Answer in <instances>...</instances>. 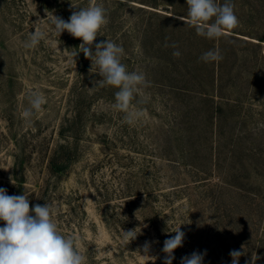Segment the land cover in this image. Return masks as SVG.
<instances>
[{"label":"rangeland","instance_id":"rangeland-1","mask_svg":"<svg viewBox=\"0 0 264 264\" xmlns=\"http://www.w3.org/2000/svg\"><path fill=\"white\" fill-rule=\"evenodd\" d=\"M90 3L102 4L109 21L93 52L96 43L115 42L128 71L150 82L132 102L143 116L131 125L112 108L117 89L94 87L102 78L90 71L91 61L73 55L81 39L67 31L57 36L44 20L46 40L23 47L47 12L67 21ZM232 3L239 25L225 35L264 40V0ZM167 10L185 7L180 0H0V187L26 195L30 209L51 204L59 230L76 237L86 264H163V243L178 227L185 239L172 264L194 251H206L203 264H232L231 250L243 253L239 264H264V42H220L236 44L240 55L226 56L220 86L234 81L248 95L230 105L215 98L208 108L200 96L163 85L174 73L162 71L161 62L156 67V35H197L148 13ZM33 91L46 103L27 123L22 112ZM130 181L137 185L133 199L122 195ZM131 229L138 236L128 243L122 233Z\"/></svg>","mask_w":264,"mask_h":264},{"label":"clouds","instance_id":"clouds-1","mask_svg":"<svg viewBox=\"0 0 264 264\" xmlns=\"http://www.w3.org/2000/svg\"><path fill=\"white\" fill-rule=\"evenodd\" d=\"M187 17L185 22L194 27L197 35L208 39H218L239 25L234 12L232 0H186ZM48 20L57 36L67 31L72 37L82 40L80 52L91 61L90 71L98 73L102 78L95 81L94 87L112 86L117 89L114 94L112 108L124 113V120L133 124L143 116V111L133 107V100L143 89L150 87L143 72L128 71L122 63L123 47L113 41L93 42L100 35V30L108 24L107 10L99 3H90L87 7H79L73 11L66 21L51 12L46 19H38L34 24L28 39L23 42L27 50L37 48L46 40L48 31L42 27ZM172 47H176L175 44ZM173 56L179 57L180 52L174 51ZM204 62H219L223 59L219 49L209 50L200 57ZM46 103L45 96L33 91L28 95V104L22 112L27 123L42 110ZM56 210L49 203L35 204L30 209V199L24 195H8L7 189L0 187V264H86V257L79 250V241L75 236H65L61 233L54 219ZM181 226V225H180ZM175 235L166 239L161 251L165 254L163 264H172L174 251L183 246L185 232L178 227ZM123 239L131 242L138 236L135 229L122 233ZM151 242L145 241L142 246L144 255L148 256ZM240 250H231L232 264H239ZM204 253L194 251L183 256L180 264H203Z\"/></svg>","mask_w":264,"mask_h":264},{"label":"trees","instance_id":"trees-1","mask_svg":"<svg viewBox=\"0 0 264 264\" xmlns=\"http://www.w3.org/2000/svg\"><path fill=\"white\" fill-rule=\"evenodd\" d=\"M150 6L155 9H158L155 7L157 3H150L149 1H146ZM224 0H219L217 3H223ZM150 4H155L151 6ZM180 4L182 8L185 7V10L179 11V14L176 12H170L167 10V13H162L161 11H150L148 12L152 17L157 20L160 24L163 26H166L170 23H175L182 25L184 27H187L191 29L192 31H195V28L188 25L184 19L180 17H187V4L186 0H180ZM167 9L174 8L175 5L173 4H167ZM171 7V8H170ZM170 13V14H169ZM179 16V17H178ZM161 34L163 35H156V38L158 39L160 43V47L158 48V56L156 58V63L158 67V64H163L162 71L167 70L174 73V76L170 79L163 77V80H167L169 84H163L173 91H182L187 93H193L197 96H200L201 99L206 100V107H214L215 104L211 105L209 103L215 102V98L220 99V101L227 102L229 105L231 103H234L236 101L231 100H241L245 97V95H248L247 93H244L241 88H238V85L234 81H228L223 86H220V83L224 80V77L226 76V73H224V61L226 56L230 57H240V55L237 53V45L234 44L232 47H224L220 43L222 40L225 41L226 39H234L238 40V42H243L244 44H251L253 48L260 47V42H264V40L259 39V43H249L245 39H240L236 37V35H224L221 38L218 39H208L203 36L199 35H168L164 29L160 30ZM232 37V38H231ZM97 40V38H96ZM175 44L176 47H172V45ZM183 48H189L188 53L181 52L180 49ZM227 48H230L228 50ZM213 49H219L220 54L222 55L223 59L219 62H204L200 59L203 53L213 50ZM174 51H179L182 58L186 56V71L183 72L180 69L179 62L181 59L179 57L173 56ZM171 54V55H169ZM170 57V59H169ZM249 57V56H248ZM159 59V61H158ZM171 60V61H167ZM161 62V63H160ZM196 62L197 64L195 65ZM130 65V64H129ZM192 66V67H190ZM234 69V68H233ZM225 75V76H224ZM228 78H231V74L227 75ZM227 78V79H228ZM227 79L225 81H227ZM157 84L159 83V80L155 81ZM196 88V89H195ZM234 89V90H233ZM194 90V91H193ZM231 90H233L231 92ZM229 92H231L229 94ZM229 96H234L235 99L230 98ZM238 102V101H237ZM236 102V103H237ZM240 102V101H239ZM221 103V104H222ZM217 104V103H216ZM215 114L218 111V108H214ZM217 119V118H214ZM73 123L76 122V120L72 121ZM207 138V137H206ZM208 139V138H207ZM209 140V139H208ZM213 148V147H212ZM216 154V155H215ZM213 154L214 158V166H218V160L220 159V155L216 152ZM220 166V164H219ZM200 171V170H197ZM202 179L203 181L206 180ZM212 182V181H211ZM132 181L129 182V185L126 186L124 194H128L130 199H133L135 196H138L136 194L131 195L130 193L136 188L137 185H132ZM22 184V181H19V185ZM136 184V183H134ZM230 187H233L232 185ZM105 197V195H103ZM114 218H116V214L113 215Z\"/></svg>","mask_w":264,"mask_h":264}]
</instances>
